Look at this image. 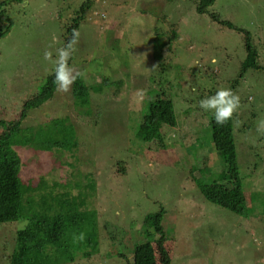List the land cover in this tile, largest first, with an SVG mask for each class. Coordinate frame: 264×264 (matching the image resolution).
<instances>
[{"label":"rangeland","instance_id":"1","mask_svg":"<svg viewBox=\"0 0 264 264\" xmlns=\"http://www.w3.org/2000/svg\"><path fill=\"white\" fill-rule=\"evenodd\" d=\"M198 2L22 0L5 7L13 26L0 38V133L19 120L24 103L40 92L53 73L71 18L88 4L68 61L76 79L67 92L56 87L47 102L19 120L22 130L41 128L42 135H50L45 130H54L55 121L64 120L73 128L74 155L14 147L25 186L36 187L42 179L46 191L58 184L60 189L54 186L55 190L70 197L81 192L91 195L84 207L97 217V248H82L69 264H126L129 255L123 249H129L127 243L145 242L144 217L159 211L166 239L159 243L157 234L149 239L157 264L166 259L170 264H264L263 165L251 169L252 178L244 179L247 217L208 202L196 184L201 178L211 183L205 178L227 173L223 153L233 144H224L226 135L235 136L238 154L253 145L250 130H238L243 125L241 120L236 124V118L244 121L254 116V123L251 119L246 123L256 126V136L264 121V0H215L203 14L196 12ZM220 21L251 34L263 68L238 80L245 103L223 125L199 104L239 76L246 51L243 34ZM157 33L166 69L161 81L160 61L152 50ZM46 51L51 53L49 60L44 58ZM76 81L91 89L86 105L75 102ZM156 84L174 104L176 126L147 133L142 117L147 92ZM138 130L144 132L142 138L136 137ZM237 160L240 173L245 174L242 165L244 160L250 164V154ZM85 176L96 183L93 194ZM79 183L84 187L79 188ZM25 224L0 229V264L8 263L14 232Z\"/></svg>","mask_w":264,"mask_h":264},{"label":"trees","instance_id":"2","mask_svg":"<svg viewBox=\"0 0 264 264\" xmlns=\"http://www.w3.org/2000/svg\"><path fill=\"white\" fill-rule=\"evenodd\" d=\"M22 0H5L0 3V38L8 35L12 28V22L8 20L6 16L5 7L12 3H20ZM215 0H199L196 6V12L203 14L207 8L213 5ZM88 4L80 6L77 14L71 18V25L67 28V35L64 39L65 47L72 39L73 30L78 31L80 23L83 20L84 12ZM220 24L235 29L243 34L244 48L246 51V57L242 61L239 71V76L227 84L226 89H230L234 94L239 96V106L245 103L240 96V82L239 79L243 78L248 72L256 74L257 70L263 69L258 64V54L255 46L252 44L251 34L245 30L235 28L233 24L227 21H220ZM174 35V33H173ZM160 33H157L154 42L152 43L153 55L157 56L160 61V75L158 78L160 81L166 75V69L162 63L163 52L162 43L159 38ZM176 35L173 36L175 39ZM156 39V40H155ZM171 45V39L168 40L167 48ZM72 56H70L69 60ZM165 60V58L163 57ZM68 60V61H69ZM168 60V58H167ZM165 61V64L167 62ZM251 73V72H250ZM54 83V71L51 75L46 77V81L43 84L40 92L24 103L20 113V118L24 119L28 110L37 109L45 102H47L56 89ZM154 90L151 89L147 92L149 95L147 101V110L143 114L142 122L147 127V133L151 131L155 132L156 127L176 126V117L174 113V104L171 98H165L167 92L165 89L159 87L156 84ZM90 88L85 83L76 81L73 86V97L76 104L86 105L89 103ZM100 91V89H93V91ZM158 90L160 93H158ZM218 91V90H217ZM209 93V96L215 95L217 92ZM207 98V97H206ZM242 100V101H241ZM251 113V111L249 110ZM87 114V113H86ZM254 116L251 122L254 123ZM213 119V118H211ZM247 119V120H250ZM19 120L9 126V128L0 133V229L3 225L10 224L14 228L18 222H26L22 229H17L14 232V242L12 249L7 258V264H69L73 262L74 254L80 252L82 248H97L98 226L97 217L94 211L84 207L86 199L91 197L88 193L85 195L83 192L79 193L76 197H70L69 193H60V190H55L54 186L60 185L53 184V187L46 191L44 182L40 179L36 187L25 186L19 177L21 169V160L14 147H29L38 151L51 152L53 154H61L64 151H69L70 155H74L77 146L75 140L73 143V128L69 125H64L65 121H55L57 126L54 130H47L45 127L44 133L50 135H42L43 129H39L38 132H29L22 130L19 125ZM241 120L239 129L241 131H249L248 134L253 140V145L241 148L243 151L238 154L235 146V136L233 134L226 135L223 139L224 144L233 146L224 151L223 157L228 164L227 173L220 172L216 175H212L211 178H205L211 183H219V185L213 186L211 183H205L204 179L197 181V187L199 188L202 196L208 202L222 207L237 215L248 216L247 205L244 197V179L246 177L252 178L254 172L262 164L264 167V132L257 130L256 126L252 123H246L247 120L242 121V117L236 118V124ZM54 122V121H53ZM53 122L51 124H53ZM233 126V125H232ZM138 138H142L144 132L136 131ZM247 134V133H246ZM55 136V137H52ZM238 137V136H237ZM245 143L247 144V138L245 137ZM240 145H243L240 143ZM248 146V145H247ZM242 147V146H241ZM254 147H256L254 149ZM254 150V151H252ZM252 151V153H251ZM249 153L251 162L246 165L247 162L243 161L245 167V174L240 173L239 163L237 157L244 156ZM252 161H254L252 163ZM252 169L246 174L247 169ZM90 182L86 185L90 189L92 194L95 191V181L89 179ZM79 188L84 187L78 184ZM38 197V198H37ZM264 205V199H263ZM264 209V207H263ZM96 212V211H95ZM264 214V211H263ZM163 215L162 211L154 214L145 215L143 220V229L145 235V242L138 243L134 246H130L131 243H127L128 250H124L127 253L128 258L126 264H157L155 253H153L152 239L155 234L160 236L159 243L166 237L163 233L162 224ZM11 223H14L13 225ZM2 226V227H1ZM151 231H149L150 229ZM83 235V239L79 237ZM114 234V232H113ZM114 236V235H113ZM110 239H114V237ZM122 242V241H121ZM158 243V244H159ZM133 244V243H132ZM158 249L163 253L162 243L157 245ZM121 255V252H119ZM89 256V253H86ZM160 257H158L159 259ZM171 259V258H170ZM161 261V260H160ZM2 264V263H1ZM160 264H170L169 259H166Z\"/></svg>","mask_w":264,"mask_h":264},{"label":"clouds","instance_id":"3","mask_svg":"<svg viewBox=\"0 0 264 264\" xmlns=\"http://www.w3.org/2000/svg\"><path fill=\"white\" fill-rule=\"evenodd\" d=\"M78 37L79 32L73 30L72 39L65 47L58 50V58L54 61V83L57 86V91L67 92L70 85L76 79V76L73 75V69L68 65V60L72 51L75 50L74 45L78 42ZM44 58L46 60L51 59V53L46 51ZM212 62L215 63L214 58ZM239 99V96L234 94L230 89H220L215 95L201 100L199 106L206 111H212L215 122L218 125H223L239 107ZM259 130H264V121H261ZM79 239H83L82 234Z\"/></svg>","mask_w":264,"mask_h":264}]
</instances>
